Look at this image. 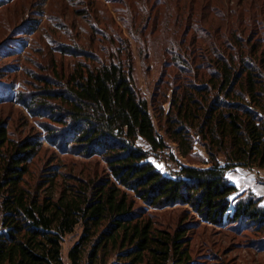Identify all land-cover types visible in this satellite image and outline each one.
Segmentation results:
<instances>
[{"label": "trees", "instance_id": "16d2710c", "mask_svg": "<svg viewBox=\"0 0 264 264\" xmlns=\"http://www.w3.org/2000/svg\"><path fill=\"white\" fill-rule=\"evenodd\" d=\"M10 1L0 0V8ZM119 46L115 58L102 61L74 48L71 71L40 78L23 103L31 116L46 120L49 145L65 155L101 159L106 174L63 176L57 185L54 170L31 186L26 177L42 143L27 138L13 144L0 124V264H190V234L200 224L264 234L263 199L239 192L226 178L236 168L264 170L259 47L238 37L223 41L222 54L201 56L199 67H187V78H178L164 134L182 156L198 143L207 159L203 167L163 174L148 159L166 143L134 87L128 46ZM175 206L188 208L190 222L172 233L156 228L149 210ZM78 227L65 263L64 238Z\"/></svg>", "mask_w": 264, "mask_h": 264}, {"label": "rangeland", "instance_id": "374dc122", "mask_svg": "<svg viewBox=\"0 0 264 264\" xmlns=\"http://www.w3.org/2000/svg\"><path fill=\"white\" fill-rule=\"evenodd\" d=\"M236 37L264 54V0H13L4 5L0 124L13 144L27 138L42 143L29 166L28 183L35 186L54 170L59 173L57 185L63 176L107 173L99 158L65 155L49 145L44 139L46 120L31 116L23 103L36 92L40 78L71 71L74 48L102 61L115 58L122 42L132 56L134 87L150 105L154 127L166 143L164 150L150 154L149 162L163 174L177 172L179 166L203 167L201 162L207 159L203 147L196 143L188 156H182L164 134V119L178 78H187V67L192 71L201 65V56L222 54L221 42L234 43ZM187 210L175 206L149 210V215L156 228L172 233L180 223L190 222ZM80 234L78 227L64 238L65 263ZM189 251L190 264H264V234L200 224L190 234Z\"/></svg>", "mask_w": 264, "mask_h": 264}, {"label": "crops", "instance_id": "0c3cea01", "mask_svg": "<svg viewBox=\"0 0 264 264\" xmlns=\"http://www.w3.org/2000/svg\"><path fill=\"white\" fill-rule=\"evenodd\" d=\"M229 174L237 178L240 184L243 185V188H239L236 184L230 181L227 178ZM226 178L228 181L231 182L232 185H234L238 189L239 192L241 191L250 192L257 197L262 198L264 202V170H257V169L249 170L244 168H236L233 171L228 172L226 174ZM257 178L263 179V181L258 182Z\"/></svg>", "mask_w": 264, "mask_h": 264}, {"label": "snow or ice", "instance_id": "6c2138e0", "mask_svg": "<svg viewBox=\"0 0 264 264\" xmlns=\"http://www.w3.org/2000/svg\"><path fill=\"white\" fill-rule=\"evenodd\" d=\"M239 171V170H237ZM227 178L232 181L234 184H236L239 188H243V185L240 184L239 180L235 178L233 175L229 174ZM229 199H235V197H229Z\"/></svg>", "mask_w": 264, "mask_h": 264}]
</instances>
